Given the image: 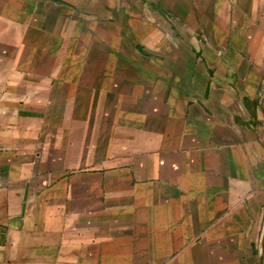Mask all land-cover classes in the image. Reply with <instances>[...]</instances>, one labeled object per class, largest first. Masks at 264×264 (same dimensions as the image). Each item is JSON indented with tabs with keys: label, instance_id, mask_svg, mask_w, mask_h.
I'll return each mask as SVG.
<instances>
[{
	"label": "crops",
	"instance_id": "0c3cea01",
	"mask_svg": "<svg viewBox=\"0 0 264 264\" xmlns=\"http://www.w3.org/2000/svg\"><path fill=\"white\" fill-rule=\"evenodd\" d=\"M0 264H264V0H0Z\"/></svg>",
	"mask_w": 264,
	"mask_h": 264
},
{
	"label": "rangeland",
	"instance_id": "374dc122",
	"mask_svg": "<svg viewBox=\"0 0 264 264\" xmlns=\"http://www.w3.org/2000/svg\"><path fill=\"white\" fill-rule=\"evenodd\" d=\"M86 2H90V0H85Z\"/></svg>",
	"mask_w": 264,
	"mask_h": 264
}]
</instances>
